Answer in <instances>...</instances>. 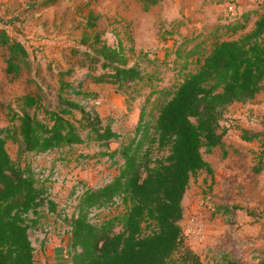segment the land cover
I'll return each mask as SVG.
<instances>
[{"label":"trees","instance_id":"trees-1","mask_svg":"<svg viewBox=\"0 0 264 264\" xmlns=\"http://www.w3.org/2000/svg\"><path fill=\"white\" fill-rule=\"evenodd\" d=\"M161 1L140 0L144 9ZM255 11L252 26L236 37L213 39L204 52L200 45L184 54L177 48L182 67L193 61L195 69L176 84L151 89L149 94L158 93L155 114L145 113L141 104L129 132L115 129L84 102L95 99L96 92L84 88L83 81L114 84L115 91L133 99L128 89L148 75L138 62L130 63L120 42L109 44L98 31L83 38L86 48L70 49L85 68L75 83L66 78L74 66L57 67V86L48 88L52 97L36 84L16 98V106L0 100L9 120L0 125V264H36L29 229L39 228L47 214L56 216L70 235V264H204L186 243L182 199L198 170L213 176L202 147L212 153L225 143L243 146L225 135L222 121L233 104H245L264 91V11ZM93 19L89 15L87 27L94 28ZM249 19L245 12L227 23L231 35L245 29ZM0 43L7 51L5 71L17 75L29 62L27 47L1 27ZM230 126L239 129L241 140L257 139L250 170L264 172V128L239 121ZM90 138L115 172L100 184L82 182L69 211L58 208L49 177H39L28 162L22 166L6 149L11 140L19 154H41ZM234 254L223 255L217 264H243L239 251ZM250 264H264V249Z\"/></svg>","mask_w":264,"mask_h":264},{"label":"rangeland","instance_id":"rangeland-1","mask_svg":"<svg viewBox=\"0 0 264 264\" xmlns=\"http://www.w3.org/2000/svg\"><path fill=\"white\" fill-rule=\"evenodd\" d=\"M218 1L164 0L144 9L140 0H0V27L17 35L29 51V62L21 64L20 73L13 75L5 71L7 51L0 43V100L16 106V98L36 89V84L47 88V96L52 97L48 88L57 86V67L74 66L66 78L75 83L85 68L78 66V56L70 49L86 48L83 38L98 31L107 43L120 42L130 63L138 62L148 75L128 89L133 99L115 91L114 84L83 81L84 88L96 92L95 99L84 102L93 105L102 120L110 119L115 129L129 132L141 104L145 103V113L155 114L158 93L149 94L151 89L176 84L188 70L195 69L193 61L188 68L182 67V60L175 58L177 48L184 54L200 45L204 52L213 39L236 37L250 28L249 19L245 29L231 35L227 23L235 21L231 18L237 14L215 8ZM259 2L264 0H253L255 5ZM89 15L95 17L94 28L86 25ZM189 58L193 60L194 55ZM235 121L264 128V91L254 100L225 111V135L243 146L225 143L222 150L212 153L202 147L213 176L198 170L183 196L180 223L186 243L204 264H217L223 255L235 256L237 251L239 261L249 264L264 249V172L253 174L250 170L259 144L257 139L241 140L239 129L228 127ZM8 122L6 109L0 108V125ZM81 132L85 135L86 130ZM96 143L90 138L47 153L19 154L17 144L7 140L6 149L22 166L28 162L39 177H49L58 208L69 211L73 193L82 182L100 184L115 172L108 158L97 154ZM115 145L111 143L112 148ZM38 227L29 229L36 264H70V235L64 224L47 214Z\"/></svg>","mask_w":264,"mask_h":264},{"label":"crops","instance_id":"crops-1","mask_svg":"<svg viewBox=\"0 0 264 264\" xmlns=\"http://www.w3.org/2000/svg\"><path fill=\"white\" fill-rule=\"evenodd\" d=\"M161 2H164V0L161 1ZM258 4L259 5H255L253 3V0H235V1L234 0L233 1H230V0H219L218 2H214V5H215L214 7L215 8H219L221 10H223V9H225V10L229 9V11L233 10L232 14H237L236 15L237 17L234 15V17L231 18V20L238 19L241 16L242 13H245V12L249 11V16L251 15L250 16V20H251L250 21V27H251L252 24H253L254 19L257 17L255 10H257V12L264 11V3H258ZM154 5H156V4H154ZM247 26H248V24H247ZM259 94L256 97H258ZM255 98H253L252 100H254ZM237 104H240V103H235L233 105H237ZM241 105H243V104H241ZM138 113H139V110L137 112V118H138ZM137 118H136V120H137ZM260 254H261V251H260L258 256H254V258L251 260V263L255 262L259 258Z\"/></svg>","mask_w":264,"mask_h":264},{"label":"built area","instance_id":"built-area-1","mask_svg":"<svg viewBox=\"0 0 264 264\" xmlns=\"http://www.w3.org/2000/svg\"><path fill=\"white\" fill-rule=\"evenodd\" d=\"M259 3H261V2H259Z\"/></svg>","mask_w":264,"mask_h":264}]
</instances>
